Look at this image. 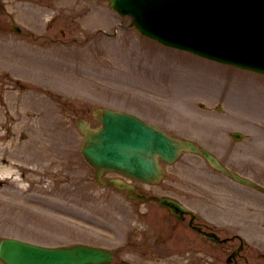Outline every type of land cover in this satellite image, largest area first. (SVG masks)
Segmentation results:
<instances>
[{"label":"rangeland","instance_id":"1","mask_svg":"<svg viewBox=\"0 0 264 264\" xmlns=\"http://www.w3.org/2000/svg\"><path fill=\"white\" fill-rule=\"evenodd\" d=\"M117 18L107 9L106 0H0V154L15 161V157L20 156L17 152H28V148L37 146L39 136H47L51 142L50 157L45 158L42 150L35 154L34 161H29L26 155L25 162H37L46 167L42 181L46 179L51 188L56 183L57 191L63 194L58 202L60 209L51 206V213L42 210V217L38 218L36 214L20 211L18 205L39 204L25 195L26 191L8 183L15 190L0 191V237L18 236L47 245L74 242L99 245L114 250L113 264H145L146 259H154L150 264H176L184 259L188 264H226L237 241L222 248L205 243L196 234L183 233L182 226L187 228V225L179 223L177 227L176 220L156 205L135 202L125 206L121 195L97 186L92 172L81 164L78 156L81 136L73 121L79 115H89L91 109L100 105L120 106L119 99L128 94L138 96L137 93L148 92L157 99L165 97L167 103L161 105L168 115L151 118V121L172 127L174 133L200 140L229 163L264 182L261 167H256V164H264V80L244 77V90L239 88L242 94L235 96L232 87L237 80L232 75L235 71L200 64L197 70L203 75L195 74L184 85L173 82L176 86L170 87L172 93L167 96L164 87L154 86L156 79L145 80L144 75L138 73L145 71L133 54L138 49L137 40L142 37L132 29L119 28L117 39L98 31L97 25L107 27ZM122 22L126 24L125 20ZM14 26L21 27L22 33L17 34ZM133 62L138 63L135 68L131 67ZM82 64L91 73L84 70ZM197 65L194 66L199 67ZM132 72L139 78H128ZM86 74L92 78H86ZM54 87L69 89L55 91ZM72 87L89 90L71 93ZM86 95L93 97L94 102L89 98L85 101ZM233 131L243 134L240 142H234L228 135ZM194 160V165L183 160L177 168L169 170L170 178L163 185L166 191L188 199L183 193L191 189V178L195 175L204 179L199 173L206 170L200 167L199 159ZM204 174L205 182L213 187L234 194L243 190L223 181L219 175ZM196 191L201 192L202 201H206L207 195L214 196V190L198 188ZM29 192L36 197L44 194L41 189L31 188ZM80 192H84V197ZM52 196L57 198L55 194ZM8 198L10 203L2 201ZM196 204L201 207L198 204L202 202L196 201ZM208 204L211 203L208 201ZM208 210V216L215 215V224L223 228V213L210 206ZM230 219L235 220L232 216ZM34 225L42 227V232L46 228L47 234L42 236ZM219 234L226 236L223 231ZM262 249L264 251V244ZM262 253L253 254L247 249L242 252L249 264H264ZM174 255L178 257L176 261L168 260ZM197 256L201 257L199 261ZM207 259L210 263L205 262Z\"/></svg>","mask_w":264,"mask_h":264},{"label":"water","instance_id":"2","mask_svg":"<svg viewBox=\"0 0 264 264\" xmlns=\"http://www.w3.org/2000/svg\"><path fill=\"white\" fill-rule=\"evenodd\" d=\"M147 21V18L145 16H140L139 17V22H140V25H143L145 22ZM256 33V32H255ZM256 35V34H255ZM261 49H263V55H264V40L262 41L261 43ZM120 128L119 126H112V129L110 131V133H108L109 135H107V137H110V136H113V132L114 131H118ZM144 135V138L146 141L152 143V138L149 137V133L148 131H145V133H143ZM104 141H106V137L103 136L102 138ZM116 140V139H115ZM108 141V140H107ZM136 145L137 147H141V149H143L145 146H141V139L140 137H137L136 138ZM112 149H115L114 146H111ZM95 149L97 150H101V147L100 146H97L95 145L94 147ZM115 157V160H119V161H123V163H125L124 165V171L128 170L129 172H132L134 174H137V169L136 167L132 166V163L130 160H124V157L118 155V154H111L109 153L108 155V158L106 159V161L108 159H110L111 157ZM98 161L104 159L103 158V154H98V157H97ZM120 162H118L119 164ZM143 163V161L141 162H138V164H141ZM99 165H102V166H106V164H100L98 163ZM127 172V171H126ZM139 175V174H137ZM75 255L73 254L72 252L70 253V255H64V254H57V253H51V252H42V253H37V254H33L31 255V257L29 256H26L24 255V258L23 257H16L15 261L13 262L14 264H84L88 261L89 258H91V255L90 254H87V253H76V255L80 256L79 259L77 260H73L72 261V256ZM77 256V257H78Z\"/></svg>","mask_w":264,"mask_h":264},{"label":"bare ground","instance_id":"3","mask_svg":"<svg viewBox=\"0 0 264 264\" xmlns=\"http://www.w3.org/2000/svg\"><path fill=\"white\" fill-rule=\"evenodd\" d=\"M145 263H147V262H145Z\"/></svg>","mask_w":264,"mask_h":264}]
</instances>
